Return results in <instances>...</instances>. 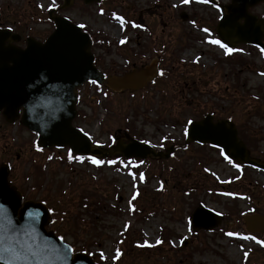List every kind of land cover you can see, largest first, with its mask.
Listing matches in <instances>:
<instances>
[{"label": "rangeland", "instance_id": "rangeland-1", "mask_svg": "<svg viewBox=\"0 0 264 264\" xmlns=\"http://www.w3.org/2000/svg\"><path fill=\"white\" fill-rule=\"evenodd\" d=\"M102 3L71 7L66 15L108 39L104 44L111 54L105 62L123 68L130 54L119 48L164 46L171 73L137 98L86 85L73 123L97 144H109L112 134L126 130L156 147L180 146V163L173 158L113 157L99 159L102 165L87 157L69 161L68 149L37 151L33 133L0 116V167L10 166L9 180L25 199L53 212L50 230L86 249L98 264H264V232L252 233L245 225L246 216L264 217V173L230 164L208 145L182 148L186 121L214 112L217 120L235 122L252 155L264 159V53L249 45L226 53V47L209 43L218 38L220 18L212 4ZM37 12L31 0H0L2 21L26 22L35 35ZM250 13L264 18V2ZM184 14L190 17L183 20ZM194 51L205 57L197 59ZM200 206L223 216L212 232L198 234L191 227L190 217Z\"/></svg>", "mask_w": 264, "mask_h": 264}, {"label": "water", "instance_id": "water-1", "mask_svg": "<svg viewBox=\"0 0 264 264\" xmlns=\"http://www.w3.org/2000/svg\"><path fill=\"white\" fill-rule=\"evenodd\" d=\"M64 8L72 0H64ZM86 4L100 0H84ZM264 0H232L221 5L222 17L217 33L229 47L249 44L264 50V19L249 9ZM54 32L44 43L27 39L26 48L11 44L18 37L0 29V112L7 123L20 119L22 125L36 134L39 149L69 148L77 156L108 158H169L167 153L155 152L149 145L119 141L111 148L93 144L88 136L73 126L77 116V90L86 82L101 86L104 76L93 64L91 40L88 34L65 17L52 18ZM9 42L8 45L6 43ZM156 70L150 67L135 70L122 78L108 77V87L114 91H135L154 79ZM22 110V114H21ZM189 141L209 143L223 150L231 160L264 171V162L250 156L245 143L238 138L235 125L222 120L213 122L208 115L194 122ZM9 167H0V264H96L86 253L74 252L69 243L47 230L51 213L42 203L24 201L16 186L8 181ZM31 215V218L29 217ZM218 216L197 209L192 217L195 229L209 230L219 222ZM8 221H11L9 224ZM251 221H263L262 216L246 219L249 230L264 231V223L255 226ZM262 224V225H261ZM7 248L8 251H3ZM71 249V251H67ZM19 256V259L15 257Z\"/></svg>", "mask_w": 264, "mask_h": 264}, {"label": "flooded vegetation", "instance_id": "flooded-vegetation-1", "mask_svg": "<svg viewBox=\"0 0 264 264\" xmlns=\"http://www.w3.org/2000/svg\"><path fill=\"white\" fill-rule=\"evenodd\" d=\"M73 7L75 6H83L85 8H89L84 4L83 0H73ZM208 1L209 3L213 4L216 2V0H204ZM37 2H40L41 4H37ZM103 0L101 1V3ZM31 3L33 4L34 10L38 11L34 14V18L37 19V32L36 35L32 32H28L29 25L25 22H18L19 24L14 25H8L6 22H3L0 18V29H9L16 37H18L17 41L12 42L17 47L25 48L26 47V39L28 37H33L34 39L43 42L45 39L53 32L54 30V23L51 20V16L61 15V16H68L66 15L67 10L62 9L63 0H31ZM217 3V2H216ZM103 4V3H102ZM218 4V3H217ZM52 13V14H51ZM186 16L189 18L190 15ZM69 17V16H68ZM10 18V17H9ZM8 18V20H9ZM72 22L75 24L81 26L83 31L88 33L92 39L93 42V54H94V62L96 67L99 69V71L104 76H124L128 73H130L133 70L136 69H144L148 66H151L153 63L157 65V70L159 71L158 77L155 81L148 83V85H156L158 83V80H161L165 76L169 77V74L171 73L170 70L167 71V55H166V48L163 46V48H119V49H126L128 53L130 54L125 62L126 66L123 68L117 67L115 63H106L105 60L107 57L110 56L111 50L110 48H106V44H101L103 41L99 34L93 33L90 28H88V24L85 22L77 21L75 18L73 19L70 17ZM35 25V26H36ZM106 41V38L104 39ZM108 42V41H107ZM8 44V42L6 43ZM122 45V44H121ZM100 51V52H99ZM101 53V54H99ZM162 73V75H161ZM86 85H94L93 83L86 84ZM147 85V86H148ZM147 88H144L139 91L131 92L129 90L122 91V92H114L111 90H108L109 93L116 95V94H128L129 96L137 98V94H143L147 91ZM124 92V93H123ZM213 115L215 114L212 112ZM206 114H201L200 117L197 120L202 119ZM215 116V115H214ZM217 121V119H215ZM113 138L115 139L114 142H118L122 140L124 143H129L132 139L138 140L141 142H145L146 140L144 138H139L134 136L133 134L129 133L126 130H118L117 133L113 134ZM194 144V143H190ZM190 144L185 142V144L182 146V148L187 149L190 147ZM174 147V146H173ZM178 149H175L171 154L170 158H173L175 161H179V157H175L177 155Z\"/></svg>", "mask_w": 264, "mask_h": 264}, {"label": "snow or ice", "instance_id": "snow-or-ice-1", "mask_svg": "<svg viewBox=\"0 0 264 264\" xmlns=\"http://www.w3.org/2000/svg\"><path fill=\"white\" fill-rule=\"evenodd\" d=\"M182 2H183V3H188V0H182ZM115 19L119 21L121 18H120L119 16H116ZM80 27H84V26L81 25ZM204 31H207V29H205ZM120 42H121V43H124L123 40L120 41ZM208 42L211 43V44L219 45L221 48H224V47H225L223 44L220 43L219 40H210V41H208ZM225 51H226V53H229V52L233 51V49H225ZM161 75H162V73H161ZM262 75H264V73H262ZM91 83L96 84V81L93 80V81H91ZM186 124L189 125V126H192V125L194 124V122H193L192 120H187V121H186ZM184 133H185V135H189V134H190V131H189V128H188V127H186V128L184 129ZM84 135L87 136L88 134H87V133H84ZM145 143H147V142H145ZM37 151H40V149L37 148ZM221 155H224L223 151L221 152ZM224 158H225L226 160H228V162H229L230 164L232 163V161L228 158V156L224 155ZM68 159H69V161H71V160H73V159L83 161L84 158H83V157H74L71 153H69ZM88 159H89L90 162H91L92 164H94V165H102V164L105 163V161H103V160H99V159H97V158H95V157H89ZM107 163L111 164V163H115V162H114V161H108ZM233 166L236 167V165H233ZM206 171H207V170H206ZM0 195H3V193L0 192ZM31 215H32V214H29V217H30V218H31ZM8 223L10 224L11 221H8ZM226 235H228V236H232L233 233H226ZM4 239H5L4 237H0V242H2ZM243 239H254V238H253V237L245 236V237H243ZM158 243H159V241H158ZM256 243H257V244H261V241L257 240ZM3 251L7 252L8 249H7V248H4ZM67 251L70 252L71 249H68ZM118 254H119V253H118ZM15 258H16V259H19L20 257H19V256H16Z\"/></svg>", "mask_w": 264, "mask_h": 264}, {"label": "bare ground", "instance_id": "bare-ground-1", "mask_svg": "<svg viewBox=\"0 0 264 264\" xmlns=\"http://www.w3.org/2000/svg\"><path fill=\"white\" fill-rule=\"evenodd\" d=\"M251 223L255 226L260 225V223H264L263 221H251ZM262 225V224H261Z\"/></svg>", "mask_w": 264, "mask_h": 264}, {"label": "trees", "instance_id": "trees-1", "mask_svg": "<svg viewBox=\"0 0 264 264\" xmlns=\"http://www.w3.org/2000/svg\"><path fill=\"white\" fill-rule=\"evenodd\" d=\"M241 134H242V132H241ZM242 138H243L246 142H248V140L246 139V137L244 136V134H242Z\"/></svg>", "mask_w": 264, "mask_h": 264}]
</instances>
